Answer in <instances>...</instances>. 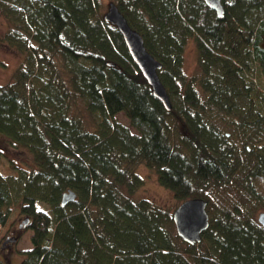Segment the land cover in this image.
I'll return each mask as SVG.
<instances>
[{
    "label": "trees",
    "instance_id": "1",
    "mask_svg": "<svg viewBox=\"0 0 264 264\" xmlns=\"http://www.w3.org/2000/svg\"><path fill=\"white\" fill-rule=\"evenodd\" d=\"M115 4L162 62L171 110L100 0H0L5 40L23 54L0 84V159L11 149L22 160L0 169V264H264V0H223L221 18L205 0ZM139 165L178 201L208 200L200 242L135 198ZM23 230L31 245L16 249Z\"/></svg>",
    "mask_w": 264,
    "mask_h": 264
},
{
    "label": "water",
    "instance_id": "2",
    "mask_svg": "<svg viewBox=\"0 0 264 264\" xmlns=\"http://www.w3.org/2000/svg\"><path fill=\"white\" fill-rule=\"evenodd\" d=\"M205 2L216 12L218 17H224L225 6L223 0H205ZM104 17L106 21L118 27L130 55L152 86L153 94L163 103L167 110H171L172 102L170 96L159 75V70L163 67V64L148 51L143 35L130 25L128 19L115 2H110ZM75 198L76 193L70 190L63 195L62 204H66ZM207 207L208 200L195 197L184 200L174 210L173 221L175 228L177 234L184 241L195 244L202 240L203 232L210 225V215ZM258 221L264 226V212L260 213ZM28 222L29 218H26L24 224ZM7 240L16 241L17 237L7 238Z\"/></svg>",
    "mask_w": 264,
    "mask_h": 264
},
{
    "label": "rangeland",
    "instance_id": "3",
    "mask_svg": "<svg viewBox=\"0 0 264 264\" xmlns=\"http://www.w3.org/2000/svg\"><path fill=\"white\" fill-rule=\"evenodd\" d=\"M100 1H101L103 14H105L108 11L110 2H116L117 0H100ZM8 31H9V21L5 17L0 16V84H5L12 80L15 70L17 69L23 58V54L20 53L19 49L13 46L11 42L8 41V39L7 41L5 40L6 38L5 35L7 34ZM183 69L188 76L199 74L200 65L197 58V48L194 39H189L186 45L184 52ZM117 118L121 122L129 125V119L125 115V113L122 112L119 113L117 115ZM219 126L224 130L229 129L228 127H226V124ZM230 129L232 130L233 128L230 127ZM132 130L133 132H135L133 128ZM5 156L6 158L3 157L0 159V169H3L4 171L7 170L9 167V163H8L9 157H12L15 162L22 164V160L18 157L16 153L11 151V149L6 150ZM136 169L139 172V174L144 178V183L141 187L137 189L135 193V198L149 199L158 206L163 207L164 209L173 213L181 202L174 197V193L171 190L166 189L165 187L160 185L155 170L148 168L145 165H139ZM261 212H264V206H257L255 208V213H254V218L256 219V221H258V217ZM15 215L16 213H14L11 218L12 223L15 220ZM16 223L17 226L14 228L15 230H13L14 231L13 233L19 231L18 229L19 221L18 222L16 221ZM3 231H6V228L1 226L0 239L4 234ZM25 231L26 230L20 231L21 237L19 241L15 244L16 249L30 247L31 242L29 238L31 235V231H26V232Z\"/></svg>",
    "mask_w": 264,
    "mask_h": 264
}]
</instances>
